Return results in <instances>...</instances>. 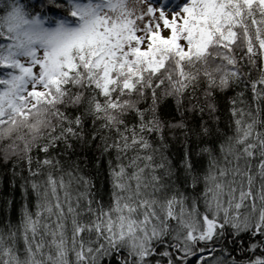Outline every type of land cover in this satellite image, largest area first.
<instances>
[{"label":"snow or ice","instance_id":"6c2138e0","mask_svg":"<svg viewBox=\"0 0 264 264\" xmlns=\"http://www.w3.org/2000/svg\"><path fill=\"white\" fill-rule=\"evenodd\" d=\"M25 11L0 23V264H264V0L73 5L53 51L18 43Z\"/></svg>","mask_w":264,"mask_h":264},{"label":"clouds","instance_id":"9594fccd","mask_svg":"<svg viewBox=\"0 0 264 264\" xmlns=\"http://www.w3.org/2000/svg\"><path fill=\"white\" fill-rule=\"evenodd\" d=\"M138 2V0H135ZM131 6V5H130ZM0 15V23L7 25L9 22ZM34 17L28 12H21L20 18L11 22L13 26V35L19 34L18 43L31 45L36 48H47L49 51L59 50L78 39L75 30L79 25L72 27L66 23H58L54 27H45L42 23H34Z\"/></svg>","mask_w":264,"mask_h":264},{"label":"trees","instance_id":"16d2710c","mask_svg":"<svg viewBox=\"0 0 264 264\" xmlns=\"http://www.w3.org/2000/svg\"><path fill=\"white\" fill-rule=\"evenodd\" d=\"M78 1L81 3H87V2H94L97 0H71V4H69L68 0H63V4L61 8L55 9V10H46L45 5L41 3V0H19V4L30 14L31 17H36L40 20L45 18L46 21L50 19H67V21L71 22L72 18L68 15V9L72 7V2ZM4 6L0 7V15H3L7 9V0H3ZM33 9H39V11H33ZM74 23V21L72 22ZM54 23L52 22V25ZM0 43H6V42H0ZM8 70L6 69H0V78H3L5 76V73ZM4 170L3 163L0 162V172ZM103 182V177L100 178V181ZM17 201L20 200L19 193L16 194ZM3 212L0 211V218H2ZM13 216L15 218V213H13Z\"/></svg>","mask_w":264,"mask_h":264},{"label":"rangeland","instance_id":"374dc122","mask_svg":"<svg viewBox=\"0 0 264 264\" xmlns=\"http://www.w3.org/2000/svg\"><path fill=\"white\" fill-rule=\"evenodd\" d=\"M185 2H186V0H185ZM90 3L91 4H96V3H92V2H88L87 4H83V3L78 2V1H73L72 2V6L73 5L85 6V5H88ZM151 3H152V5H154V6L158 7V8H164V10L167 12V11H172L177 4L181 3V0H151ZM73 21H74L73 19L71 20V22H69V21H67V19H61V18L50 19L48 21H46L45 18L40 20V22L45 27H54L58 23H66V24L71 25L72 27L78 26V23H76L75 21H74V23H72ZM52 22L54 23L53 25H52ZM163 34L164 35H168V32L165 31Z\"/></svg>","mask_w":264,"mask_h":264}]
</instances>
